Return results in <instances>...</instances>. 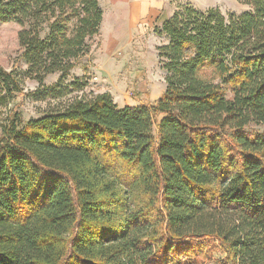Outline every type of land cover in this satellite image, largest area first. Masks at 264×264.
<instances>
[{"label":"trees","instance_id":"16d2710c","mask_svg":"<svg viewBox=\"0 0 264 264\" xmlns=\"http://www.w3.org/2000/svg\"><path fill=\"white\" fill-rule=\"evenodd\" d=\"M238 1L250 9L184 6L155 29L166 86L153 106L102 93L23 122L8 109L22 74H58L60 95L103 11L0 0L27 67H0V264H202L210 241L222 264H264V129L245 130L264 123V0Z\"/></svg>","mask_w":264,"mask_h":264},{"label":"rangeland","instance_id":"374dc122","mask_svg":"<svg viewBox=\"0 0 264 264\" xmlns=\"http://www.w3.org/2000/svg\"><path fill=\"white\" fill-rule=\"evenodd\" d=\"M99 4L104 7L103 12L107 11L104 25L102 27L101 23L98 34L89 41L87 54L77 61L60 86V95H53L51 89L58 74L46 76L42 85L34 76L22 74L23 94L17 95L8 109L14 107L23 122L61 110L76 98L89 100L102 93H107L118 109L151 107L166 86V74L159 63L157 49L166 44L167 39L155 31L164 19L184 6L202 11L215 8L223 15L240 14L250 9L238 0H164L162 11L154 22L116 27L111 11L106 9L107 0H101V3L99 0ZM21 29L15 23H0V67L6 71L15 68L23 72L27 68L24 62L16 61ZM71 83L75 87H70ZM224 95L227 99L232 98L231 88L227 87ZM160 117L158 115L155 121L158 122ZM263 129L264 123L256 121L245 127L249 132ZM153 135L156 138V126ZM202 251L199 257L202 264H222L224 254L216 242L210 241Z\"/></svg>","mask_w":264,"mask_h":264},{"label":"crops","instance_id":"0c3cea01","mask_svg":"<svg viewBox=\"0 0 264 264\" xmlns=\"http://www.w3.org/2000/svg\"><path fill=\"white\" fill-rule=\"evenodd\" d=\"M163 6L164 0H107L106 9L111 11V19L116 27H124L134 26L139 22H154ZM106 12H103L102 27L106 19Z\"/></svg>","mask_w":264,"mask_h":264}]
</instances>
